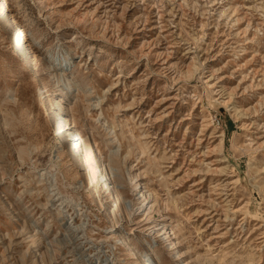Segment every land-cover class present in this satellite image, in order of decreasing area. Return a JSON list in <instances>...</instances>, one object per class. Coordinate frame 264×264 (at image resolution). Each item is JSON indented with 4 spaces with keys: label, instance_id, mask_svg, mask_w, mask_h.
<instances>
[{
    "label": "rangeland",
    "instance_id": "obj_1",
    "mask_svg": "<svg viewBox=\"0 0 264 264\" xmlns=\"http://www.w3.org/2000/svg\"><path fill=\"white\" fill-rule=\"evenodd\" d=\"M5 2L37 72L0 22V264H264V0Z\"/></svg>",
    "mask_w": 264,
    "mask_h": 264
},
{
    "label": "bare ground",
    "instance_id": "obj_2",
    "mask_svg": "<svg viewBox=\"0 0 264 264\" xmlns=\"http://www.w3.org/2000/svg\"><path fill=\"white\" fill-rule=\"evenodd\" d=\"M0 22L2 23L3 27L6 29V33L8 36H10V39L12 40L13 47L15 50V53L22 57V62L24 67L26 68L27 72L29 74H35L37 72V66H36V58L33 54V51L26 40V35L24 32L16 27V20L15 17L12 15L9 6L6 4L5 0H0ZM66 83H64L65 85ZM41 90V96H40V108H50L51 104L49 103V99L47 98L46 92L43 91L42 87H39ZM67 84L60 90V94H66L67 90ZM57 107L60 108V110H64L62 107L60 96L54 100ZM49 114H51V117L55 119L53 123V128L55 132V137L57 141L62 142V140H65L67 143L66 146V154L70 157V161L72 164V167H74L76 170H79L82 175V182H85L87 185L90 186V189L88 190V199L90 201H94L97 203L100 208H103L102 203L100 202V193L97 188L92 189L94 186V183L96 181H101L104 186L107 187L106 184V169L103 166V164L98 163L97 156H92V162L94 163L93 170L96 173V180H92V178L89 175V166L84 165V156L82 153V150L84 149V144L81 141L80 137L77 135L76 131L70 129L67 127L66 121L64 119V116L61 118L57 117V113H54L53 110H48ZM63 143V142H62ZM64 144V143H63ZM114 188V186L112 187ZM138 189V185L134 183V190L136 191ZM140 195L141 203L143 204L147 199L145 198L144 194L142 192H137ZM110 200L119 203V198L116 194V192L109 190ZM122 207V206H121ZM159 229H155L156 233H158ZM166 232L164 231V234ZM173 235L172 231H169L167 235L165 236L168 241V246L174 247L176 245V241ZM36 245L38 246L40 244V241H36ZM125 244V243H124ZM127 250L132 255L133 259H135L137 262H140V264H153L151 261V258L153 255L151 254V251L145 254H138L131 245L125 244ZM173 257L174 259L179 258V253L177 251H173ZM148 254V256H146ZM183 264V263H180Z\"/></svg>",
    "mask_w": 264,
    "mask_h": 264
}]
</instances>
